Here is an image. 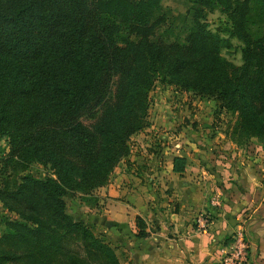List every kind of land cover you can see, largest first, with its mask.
Returning <instances> with one entry per match:
<instances>
[{
	"label": "trees",
	"instance_id": "obj_1",
	"mask_svg": "<svg viewBox=\"0 0 264 264\" xmlns=\"http://www.w3.org/2000/svg\"><path fill=\"white\" fill-rule=\"evenodd\" d=\"M191 26L182 41L152 39L159 0H0V135L11 168L36 162L43 176L22 173L0 197L17 217L4 216L0 264H120L115 246L66 211L69 190L88 194L104 185L129 152V138L149 125L154 83L210 96L233 119L224 134L237 146L264 143V34L248 29L264 0H191ZM224 15L218 30L204 14ZM224 33V34H221ZM230 38L241 62L221 55ZM123 71L115 99L92 116ZM185 157L174 155L181 171ZM18 207L14 206L12 202ZM136 236L146 235L135 216Z\"/></svg>",
	"mask_w": 264,
	"mask_h": 264
},
{
	"label": "crops",
	"instance_id": "obj_2",
	"mask_svg": "<svg viewBox=\"0 0 264 264\" xmlns=\"http://www.w3.org/2000/svg\"><path fill=\"white\" fill-rule=\"evenodd\" d=\"M180 116L168 114L160 127L149 121L132 134L127 157L100 186L104 204L78 217L124 252L120 264H221L239 223L245 225L247 264H264L262 146H237L217 130L199 136L191 126H173ZM174 155L185 157L181 171L171 169ZM201 213L208 214L203 227L194 221ZM136 215L145 223L144 236L135 235Z\"/></svg>",
	"mask_w": 264,
	"mask_h": 264
},
{
	"label": "rangeland",
	"instance_id": "obj_3",
	"mask_svg": "<svg viewBox=\"0 0 264 264\" xmlns=\"http://www.w3.org/2000/svg\"><path fill=\"white\" fill-rule=\"evenodd\" d=\"M192 6L193 4L191 0H159L157 7L153 10L152 17L161 16L162 20L161 23L155 27L151 38L164 43L173 40L182 41L192 23ZM224 18V15L216 8L207 9L204 14V20H206L208 27L211 30H218L221 28L224 23ZM248 29L254 36H261L264 34V12L259 8L253 7L250 11L248 16ZM221 34L224 33L221 32ZM230 42V47L222 48L220 53L232 63L239 64L241 62L239 50L241 42L236 38H230ZM123 79V71L121 69L117 70L113 74L109 92L105 97L103 104L96 109L92 116L81 118L83 123L87 125L91 124L95 117L99 114L101 108L115 99V95L121 89ZM148 97L149 103L147 108V118L155 126H162L161 121L168 114H181V119H179L180 121H175L173 126H191L198 131L199 136L205 134V137H212L217 134V131H220L228 139L224 132L230 125L233 116L223 109H218L216 102L213 101L210 96L196 94L191 91L178 90V88H176L173 84L160 83L156 81L150 89ZM190 112H194L196 116L194 118L187 117ZM131 142H134V140L129 139V143ZM251 143L260 144L264 150V143L255 139V137H251L246 145ZM6 151V141L0 135V189L7 187L13 188L19 180V176L25 172H30L37 176H43L45 173H49L48 168L36 162L30 163L25 168H11L9 165H4L2 158ZM126 157L127 155L120 160L125 159ZM113 172L114 168L110 172L109 177H111ZM99 195L100 186L92 189L88 194H83L76 190H69L64 196L66 211L72 217L81 219L78 215L80 212H84L83 209H94L104 204L103 202V204L100 203V199L98 198ZM212 195L213 194H211V196ZM3 200L5 201L9 199L3 198ZM3 200L2 197H0V232L4 229V225L1 222L2 217H17V214L13 211V209H8V207L4 205ZM12 204L19 208V206L15 203L12 202ZM92 227L94 231L103 233L101 231H97L93 225ZM115 252L118 258L121 259L124 252L118 248ZM94 264H102V262H94Z\"/></svg>",
	"mask_w": 264,
	"mask_h": 264
},
{
	"label": "built area",
	"instance_id": "obj_4",
	"mask_svg": "<svg viewBox=\"0 0 264 264\" xmlns=\"http://www.w3.org/2000/svg\"><path fill=\"white\" fill-rule=\"evenodd\" d=\"M177 146V144H176ZM195 223L203 227L208 221V214L201 213L195 217ZM221 264H247L248 263V242L243 223L237 224L231 231V240L228 248L220 257Z\"/></svg>",
	"mask_w": 264,
	"mask_h": 264
}]
</instances>
